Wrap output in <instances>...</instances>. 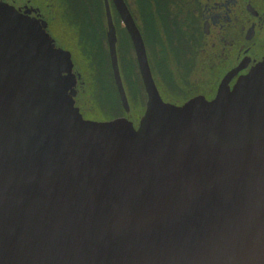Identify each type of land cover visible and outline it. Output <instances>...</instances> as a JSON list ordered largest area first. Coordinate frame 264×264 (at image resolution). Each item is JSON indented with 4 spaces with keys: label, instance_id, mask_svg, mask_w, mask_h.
Instances as JSON below:
<instances>
[{
    "label": "water",
    "instance_id": "1",
    "mask_svg": "<svg viewBox=\"0 0 264 264\" xmlns=\"http://www.w3.org/2000/svg\"><path fill=\"white\" fill-rule=\"evenodd\" d=\"M114 1L148 94L138 127L85 119L72 54L0 2V264H264V60L212 100L166 103Z\"/></svg>",
    "mask_w": 264,
    "mask_h": 264
},
{
    "label": "flooded vegetation",
    "instance_id": "2",
    "mask_svg": "<svg viewBox=\"0 0 264 264\" xmlns=\"http://www.w3.org/2000/svg\"><path fill=\"white\" fill-rule=\"evenodd\" d=\"M0 2L15 7L20 13L29 14L42 24L45 23L46 31L55 46L72 54L73 72L78 77L76 106L85 119L109 120L90 116L89 112L94 109L87 107V104L80 100V97H83L81 86L85 84L81 67H85L87 62L77 53L78 49H82L88 58L91 56L93 59L94 55H97L96 52L102 51L103 56L94 59L93 63L98 66L101 64L100 66L108 69L109 76L111 75L112 60L108 38L110 29L105 0H0ZM108 2L117 38V60L131 108L129 111L134 112L131 119L138 127L139 120L147 109L148 94L138 69L139 63L127 24L115 1ZM122 2L141 34L152 79L161 99L166 103L182 106L198 97L212 100L228 74L241 69L233 74L228 82L233 88L240 77L246 75L256 63L264 60V0H122ZM97 3H100L99 9L103 12L104 22L101 27H96L94 20ZM86 8L87 11H84ZM130 51L132 59L128 56ZM126 65L136 66L137 69V75L135 73L132 79L136 81L138 79L139 85L134 93L122 70L127 68ZM110 79L112 89L116 92L118 89L114 76ZM132 97H135L137 103ZM127 114L125 112V116Z\"/></svg>",
    "mask_w": 264,
    "mask_h": 264
},
{
    "label": "rangeland",
    "instance_id": "3",
    "mask_svg": "<svg viewBox=\"0 0 264 264\" xmlns=\"http://www.w3.org/2000/svg\"><path fill=\"white\" fill-rule=\"evenodd\" d=\"M100 7L101 5L100 3H98L97 11L98 10L101 11V9H99ZM84 11H87V8ZM94 20H95L96 27H101V25L97 23L96 17H94ZM81 50L82 49L77 50L78 56H81L82 59H85L87 63H85V67H81L82 68L81 72L83 74L85 84L82 85L83 87L81 86V91H82L81 95H83V97H80V100H82V103H85V105L87 104V107L94 109V111L89 112V115L95 116V117L97 116L98 118L102 117L104 119V118H109L110 117L109 114L113 116L114 114L112 112L115 110V112L118 113V115L117 114L115 115H117L118 117H125L128 119V121L133 122L131 119V116L134 114L133 111L128 113L126 116L124 114L125 111L124 113L123 111H118L119 110L118 102L119 101L121 102V100L118 95V92L116 91L117 92L116 93L115 91H113L114 89H112V83L108 81V80H111L110 78L113 76L112 75L109 76L107 72L108 69H106L104 66H100L101 64L98 66L97 64L93 63L94 59L95 60L97 58L100 59L101 56H103L102 51L96 52L97 55L96 56L94 55V58L93 59L91 58V61H90V59ZM130 54H131V51L128 56H130L132 59L133 56ZM132 54L135 56L133 51H132ZM100 63H102V61ZM126 66L127 68L125 67L122 70L126 77V81L130 82L131 87L133 89L132 91L134 93L136 92L135 89H137L139 85L138 79L137 81L135 79H132L135 73L137 75V69H136V66L135 67H132V66L130 67V65H126ZM129 68L131 71H129ZM132 99L134 100L135 97H132ZM134 102L137 103V101L135 100Z\"/></svg>",
    "mask_w": 264,
    "mask_h": 264
},
{
    "label": "trees",
    "instance_id": "4",
    "mask_svg": "<svg viewBox=\"0 0 264 264\" xmlns=\"http://www.w3.org/2000/svg\"><path fill=\"white\" fill-rule=\"evenodd\" d=\"M98 4V3H97ZM97 4H96V6H97ZM102 6H103V4H102ZM95 17H96V20H97V23L98 24H100L101 26H103V22H104V20L102 19L103 18V12L102 11H100V10H96V15H95ZM99 20V21H98ZM90 59L92 58L91 56L89 57ZM109 70H111V68L109 69ZM107 72H108V70H107ZM99 74H100V72H99ZM111 75L113 76V74H112V70H111ZM106 80V79H105ZM109 81V80H108ZM112 83V82H111ZM114 83V82H113ZM118 111H123V113H124V110H123V108H122V106H121V102L119 101L118 102ZM112 111V110H111ZM110 111V112H111ZM114 115L112 116L111 114H109L110 115V117L108 118L109 120H112L113 118L115 119V118H117L118 116V113L117 112H115V110L112 112ZM122 113V114H123ZM115 114H117V115H115ZM125 114V113H124ZM123 114V115H124ZM120 115V114H119Z\"/></svg>",
    "mask_w": 264,
    "mask_h": 264
}]
</instances>
